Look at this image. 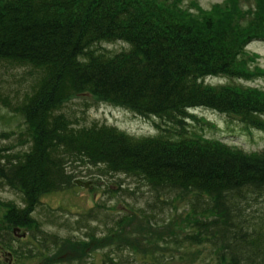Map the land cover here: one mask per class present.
Returning <instances> with one entry per match:
<instances>
[{"label":"trees","instance_id":"trees-1","mask_svg":"<svg viewBox=\"0 0 264 264\" xmlns=\"http://www.w3.org/2000/svg\"><path fill=\"white\" fill-rule=\"evenodd\" d=\"M260 38L264 0L248 6L224 0L209 9L196 0H0V62L37 74L15 104L0 96L25 126L0 133V141L10 142L0 147V188L22 201L11 206L6 223L28 229L37 245L14 247L18 239L8 228L0 244L20 258L25 250L52 264L72 254L81 262L93 234L79 251L30 217L42 196L75 187L83 177L76 169L84 166L88 176L125 174L156 194L167 189L184 197L189 215L182 236L150 243L205 247L206 264H264V150L247 152L187 126L197 120L193 111L206 109L264 132V89L242 83L260 73L246 53ZM117 43L126 47L109 48ZM213 77L228 82L206 83ZM79 96L86 106L116 105L167 126L158 124L155 136L135 137L106 124L83 125L61 112ZM157 203H163L158 196ZM99 215L92 210L77 224ZM125 221L117 222L120 231L112 237H122ZM150 222L153 231L160 229ZM115 245L101 264L139 263L134 244ZM155 260L149 264H162V257Z\"/></svg>","mask_w":264,"mask_h":264},{"label":"rangeland","instance_id":"rangeland-1","mask_svg":"<svg viewBox=\"0 0 264 264\" xmlns=\"http://www.w3.org/2000/svg\"><path fill=\"white\" fill-rule=\"evenodd\" d=\"M204 9L211 8L216 3L224 0H196ZM243 4L250 5L253 0H242ZM126 46L122 43L109 46L112 50L121 51ZM246 53L255 62L249 64L251 69L260 72L253 80L242 82L244 85L259 87L264 89V39H257L248 44ZM258 56V57H256ZM35 70L25 67L12 66L0 62V96L16 103L26 93L34 81ZM37 76V74H36ZM228 80L223 77L208 78L206 83L219 85L225 84ZM234 83H238L235 82ZM64 107L61 112L66 115L74 116L80 120L81 124L89 126L92 123L106 124L117 127L121 131L135 137H149L160 133L158 124L166 127L167 124L153 118H143L132 111L110 105L106 103L95 104L88 102L84 105L85 99L81 96ZM12 103V104H13ZM195 119L188 120V128L201 133L202 135L221 140L229 145L236 146L247 152L264 150V132L256 128H246L239 120H230L222 114L206 109H197L193 111ZM203 119V121H201ZM72 120L74 118L72 117ZM25 126L20 116L15 115L10 109L5 108L0 103V133L2 132H20ZM17 140H12L11 144ZM10 144L9 141H0V147ZM88 167H78L77 172H83V177L76 180L91 182L88 188L76 184L70 190L56 192L42 196V206L31 214V219L35 218L42 224L44 232L56 235L62 239L69 240L66 245L69 248L78 247L80 251L81 242L88 233L93 234L95 242L86 249L87 254L82 252V261L75 260L79 257L77 254L67 255L64 259H59V264H101L105 259V252L111 248L109 245H115L120 242H128L137 252L138 261L148 260L144 264L155 262L156 257H162V264H206L209 260V249L205 247H188L187 245H168L160 242L150 243L149 238L170 239L184 233L186 227L185 221L188 214V204L184 197L176 195L165 189V192L154 193L153 187L142 179L130 177L125 174H115L108 176H88ZM94 173L96 171L92 170ZM158 196L163 203H157ZM21 199L13 190L9 188H0V241L4 239L7 228L14 237L16 227L6 223L5 216L10 212L11 206L20 205ZM92 210L94 213H100V218L94 222H88L78 225L77 223L88 215ZM126 220L122 225L120 238L111 235V232L119 228L118 221ZM69 220V225L64 223ZM151 221V222H150ZM157 221V223H154ZM157 224L160 229L153 231L148 223ZM117 223V227L114 229ZM32 227L35 223H31ZM25 227H21L19 235L26 233V237L20 241H14V247L21 249L26 246H33L34 242L29 237V232ZM118 231V232H119ZM95 233V234H94ZM16 236V235H15ZM160 236V237H159ZM17 237V236H16ZM129 240H128V239ZM132 243H131V242ZM93 242V241H92ZM49 244V243H48ZM88 244V243H87ZM37 245V244H36ZM98 245L97 249L95 247ZM115 245V246H114ZM34 247V246H33ZM122 251L130 249L124 247ZM53 249V246L51 247ZM119 249V247H118ZM23 250L22 257H17L9 248H4L0 244V261L3 264H52L51 260L46 258L27 257L28 253ZM45 251V250H44ZM43 251V252H44ZM11 252V253H9ZM54 253V252H53ZM144 256L147 258L142 259ZM71 258V260H69ZM138 263V264H139ZM143 264V263H141Z\"/></svg>","mask_w":264,"mask_h":264},{"label":"water","instance_id":"water-1","mask_svg":"<svg viewBox=\"0 0 264 264\" xmlns=\"http://www.w3.org/2000/svg\"><path fill=\"white\" fill-rule=\"evenodd\" d=\"M75 183H76L78 186L85 187V188H88V187L91 185V182H83V181H81V180H75ZM17 231L20 232L21 229L18 228V227L15 229V232H14L15 234H14V235H16V236L18 235V234L16 233ZM21 236H22L23 238L26 237V233L22 234Z\"/></svg>","mask_w":264,"mask_h":264},{"label":"bare ground","instance_id":"bare-ground-1","mask_svg":"<svg viewBox=\"0 0 264 264\" xmlns=\"http://www.w3.org/2000/svg\"><path fill=\"white\" fill-rule=\"evenodd\" d=\"M19 228V227H18ZM21 229V228H20ZM16 239H18V241H20V239H23V237L21 235H17Z\"/></svg>","mask_w":264,"mask_h":264},{"label":"flooded vegetation","instance_id":"flooded-vegetation-1","mask_svg":"<svg viewBox=\"0 0 264 264\" xmlns=\"http://www.w3.org/2000/svg\"><path fill=\"white\" fill-rule=\"evenodd\" d=\"M16 233H17V234H19V231H17ZM14 237L16 238V236H15V235H14ZM9 253H11V252H9ZM11 254H12V253H11Z\"/></svg>","mask_w":264,"mask_h":264}]
</instances>
